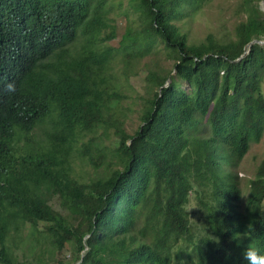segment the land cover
<instances>
[{"label":"trees","instance_id":"trees-1","mask_svg":"<svg viewBox=\"0 0 264 264\" xmlns=\"http://www.w3.org/2000/svg\"><path fill=\"white\" fill-rule=\"evenodd\" d=\"M209 1L127 0L133 22L112 47L99 45L115 36H100L112 26L105 0H0V264H243L250 244L264 254V159L244 204L233 172L264 134V45L238 59L264 40V0L239 1L231 33L192 40L180 22ZM144 57L129 133L109 70L119 60L135 74L130 59ZM203 124L208 137L195 133ZM78 162L104 167L84 181Z\"/></svg>","mask_w":264,"mask_h":264},{"label":"rangeland","instance_id":"rangeland-1","mask_svg":"<svg viewBox=\"0 0 264 264\" xmlns=\"http://www.w3.org/2000/svg\"><path fill=\"white\" fill-rule=\"evenodd\" d=\"M239 1L241 0H210L202 10L180 22L182 31L186 32L188 38L192 40H201L208 33H212L218 37H221L223 34L231 33L236 22L243 18V16H238L236 14L239 9ZM105 4L107 10L109 11L107 14L109 17L108 22L112 26H108L103 33L100 34V36L103 37L105 33H109L111 27L114 30L115 36L107 42H99V45L117 47L121 43L120 41L123 33L131 25V21L133 22V14L128 7L127 0H105ZM260 5L262 9H264V1H260ZM162 57L158 55L156 58H161L159 62L165 70H172L173 61L167 57H163L164 59ZM138 59L139 58L130 59V67H133V70L137 71L135 74L131 71L126 76L124 74V64L119 60L113 61L112 69L109 70V73L113 74L115 78L116 91L124 95V97L120 99L119 110L122 114H124L125 128L129 133H133L140 124L138 108L141 104L142 96L145 95L146 91L144 64L148 57L141 58L139 63ZM138 67L140 68V71H138ZM182 83L183 85H186L185 82ZM262 87L264 88V80L262 82ZM34 132L39 133L37 129H35ZM195 133L197 135L208 137L210 134L209 126L203 124L196 130ZM91 135L96 136L97 133ZM102 137L104 138L103 142L107 144L109 138H111V132L109 131L108 134L107 131V134L102 135ZM102 158H105V156H102ZM262 159H264V134L259 142L250 144L247 153L233 169V172L237 175V183L242 189V204L245 203L249 180L254 177L256 167ZM108 166H110V162L106 167ZM103 167L104 164L102 166L99 164L98 167H94L89 163L78 162L75 165V175L81 180L88 181L89 179L100 175ZM198 197L199 194L196 191H192L189 196L190 201L188 207L196 206ZM204 200H206V198H204ZM203 224L204 222H200L199 228L203 226ZM6 242L11 244L9 241ZM19 249H21L20 245H18L16 249L13 245H11V247L6 250L9 255L14 256L15 254H18Z\"/></svg>","mask_w":264,"mask_h":264},{"label":"clouds","instance_id":"clouds-1","mask_svg":"<svg viewBox=\"0 0 264 264\" xmlns=\"http://www.w3.org/2000/svg\"><path fill=\"white\" fill-rule=\"evenodd\" d=\"M8 93H13L16 91L15 83H9L6 87ZM250 227V225H249ZM242 261L243 264H264V254H261L260 250L253 246L249 245L242 252Z\"/></svg>","mask_w":264,"mask_h":264},{"label":"water","instance_id":"water-1","mask_svg":"<svg viewBox=\"0 0 264 264\" xmlns=\"http://www.w3.org/2000/svg\"><path fill=\"white\" fill-rule=\"evenodd\" d=\"M252 43H259V44H263V45H264V40H252V41H250L249 43H247V44L244 46V51H243L242 55H241L238 59H240L242 56H244V55L247 54V52H248V48H249V46H250ZM169 83H170V80L168 79V80L166 81V83L164 84V86H167ZM81 257H82V256H81ZM80 261H81V259H80ZM78 263H79V262H77L76 264H78Z\"/></svg>","mask_w":264,"mask_h":264}]
</instances>
